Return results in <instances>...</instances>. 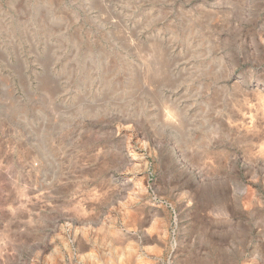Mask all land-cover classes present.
Here are the masks:
<instances>
[{"label": "rangeland", "instance_id": "obj_1", "mask_svg": "<svg viewBox=\"0 0 264 264\" xmlns=\"http://www.w3.org/2000/svg\"><path fill=\"white\" fill-rule=\"evenodd\" d=\"M83 210L115 261L264 264V0H0V264Z\"/></svg>", "mask_w": 264, "mask_h": 264}, {"label": "bare ground", "instance_id": "obj_2", "mask_svg": "<svg viewBox=\"0 0 264 264\" xmlns=\"http://www.w3.org/2000/svg\"><path fill=\"white\" fill-rule=\"evenodd\" d=\"M178 150H179V148H178ZM181 151V150H180ZM178 152V151H177ZM130 155L131 154H129L128 153V157H130ZM135 156V155H134ZM134 156H132V157H134ZM184 156V155H183ZM182 156V157H183ZM180 157V156H179ZM131 159V158H130ZM134 161V160H133ZM131 162V161H130ZM118 169V168H117ZM126 169V168H125ZM121 170V169H120ZM123 170V169H122ZM119 172V171H118ZM121 172V171H120ZM125 178H126V176H124ZM124 178V179H125ZM128 178H129V176H128ZM111 179V178H110ZM102 180V179H101ZM129 180H130V178H129ZM105 181H106V178H105ZM111 182V181H110ZM123 182V181H122ZM109 183V182H108ZM132 183H133V181H132ZM102 184V183H101ZM104 184V183H103ZM106 185H107V182L105 183ZM112 184V183H111ZM114 184H116V183H114ZM113 184V185H114ZM123 184H125V183H123ZM123 184H121V185H123ZM130 184V183H129ZM107 187V186H106ZM120 187V186H119ZM123 187V186H122ZM125 187V186H124ZM118 188V187H117ZM130 189V188H129ZM99 190V189H98ZM111 190V189H110ZM109 190V191H110ZM119 190V189H118ZM108 191V192H109ZM115 191V190H114ZM104 192V191H103ZM117 192H119V191H117ZM121 192H122V190H121ZM112 193H114V192H112ZM128 193V192H127ZM126 193V194H127ZM131 193V192H130ZM37 194V193H36ZM40 194V193H39ZM46 194V193H45ZM117 194V193H116ZM122 194V193H121ZM123 194H125V193H123ZM129 194V193H128ZM127 194V195H128ZM136 194V193H135ZM135 194L133 195V196H135ZM22 195V194H21ZM24 195V194H23ZM38 195V194H37ZM41 195V194H40ZM94 195V194H93ZM100 195V194H99ZM98 195V196H99ZM112 196H113V194H111ZM111 195H110V197H111ZM115 195V194H114ZM127 195H123V196H127ZM130 195V194H129ZM139 195V194H138ZM33 196V195H32ZM35 196V195H34ZM108 196H109V194H108ZM131 196V195H130ZM140 196V195H139ZM26 197V196H25ZM29 197V196H28ZM27 197V198H28ZM48 197V196H47ZM52 197V196H51ZM53 197H54V195H53ZM56 197V196H55ZM94 197H97V195L96 196H94ZM119 196L117 195V198H118ZM129 197V196H128ZM144 197V196H143ZM22 198V197H21ZM20 198V201L22 200V203H20V204H23V199H21ZM26 198V199H27ZM44 198V197H43ZM46 198V197H45ZM124 198V197H123ZM132 198H134V197H132ZM139 198V197H138ZM32 199V198H31ZM89 199V198H88ZM99 199V198H98ZM130 199H131V197H130ZM140 199V198H139ZM38 201H41V200H39V198L37 199ZM35 201L34 199L32 200V201H29V199H28V201L30 202L29 204H27L28 202H26L25 204H24V208H25V210L27 211H31V210H33V209H35V208H37V206H38V203H40V202H38V201ZM50 200V199H49ZM112 200H113V198H112ZM120 200V199H119ZM125 200L126 201H128V202H130L131 203V201H129V200H127L126 199V197H125ZM134 200V199H133ZM145 200H147V199H145ZM27 201V200H26ZM80 201V200H79ZM122 201H124V200H122ZM125 201V202H126ZM38 202V203H37ZM51 202V201H50ZM55 202V201H54ZM86 202V201H85ZM99 202V201H98ZM97 202V203H98ZM46 203V202H45ZM49 202H47L46 204H48ZM59 203V202H58ZM57 203V204H58ZM19 204V205H20ZM41 204V203H40ZM42 204H43V202H42ZM45 204V205H46ZM100 204V203H99ZM106 204V203H105ZM111 204V203H110ZM120 204V202L117 204V205H119ZM122 204V203H121ZM120 204V205H121ZM125 204V203H124ZM127 204V203H126ZM125 204V205H126ZM133 204V203H132ZM140 204V203H139ZM142 204V203H141ZM44 205V204H43ZM44 205V206H45ZM49 205V204H48ZM80 205H83V204H80ZM86 205H88V204H86ZM95 205V204H94ZM112 205V204H111ZM111 205H109V207H108V205L106 204V207L105 208H107L108 207V210L109 211H111L109 208L111 207ZM114 205V204H113ZM127 205H129V204H127ZM47 206V205H46ZM76 206H79L78 204L76 205ZM99 206V205H98ZM115 207H116V205H114ZM123 206V205H122ZM135 206V205H134ZM143 206V205H142ZM142 206H141V208H142ZM21 207V206H20ZM19 207V208H20ZM79 207H81V206H79ZM95 207V206H94ZM100 207V206H99ZM114 207V208H115ZM120 207V206H119ZM125 207V206H124ZM130 207V206H129ZM155 207V206H154ZM42 208V207H41ZM45 208V207H44ZM58 208H59V205H58ZM96 208H98V207H96ZM101 208V207H100ZM122 208V207H121ZM132 208V207H131ZM147 208V207H146ZM71 209V208H70ZM74 209H75V207H74ZM79 209V208H78ZM103 209V208H102ZM111 209H112V207H111ZM116 209H118V208H116ZM126 209H129V208H126ZM125 209V210H126ZM139 209H140V207H139ZM23 210V209H22ZM41 210V209H40ZM52 210V209H51ZM80 210V209H79ZM82 210V209H81ZM105 210V209H104ZM107 210V209H106ZM121 209H119V211H120ZM123 210V209H122ZM134 210H136V208L134 209ZM158 210V209H157ZM27 211V213H28V215L30 214L29 212ZM114 211H116L115 209H114ZM128 211V210H127ZM129 211H130V209H129ZM131 211L133 212V210L131 209ZM130 211V213H132ZM56 212V211H55ZM63 212V211H62ZM70 211H68V213H69ZM78 212H80V211H77V212H73V214H68V213H66V211L64 212V216L62 217V218H64V219H67L68 220V222L66 223V230H65V228L63 229V230H65V234H66V237H67V239H69V241L71 242V243H68V245H64V253H62L61 251H59V250H57L56 249V245H57V243H59L60 241L62 242V244H66L65 242H63L62 240H60V239H58L57 241H54V238L52 239L51 237V240L48 242V246H49V248L51 249V252H49V254H48V256H45L44 258H42L43 259V264H131V261H128V259L126 260V259H121V258H118L119 256H120V253L118 254V248L115 246V244H116V242H117V240L119 239V236H120V234H129V230H130V226L129 227H123V232L124 233H121L122 232V230L121 231H119V228H118V230H117V228L115 229V225H111V223H110V215L107 217V219L108 220H106V221H103L101 218H100V216H101V214H103V212H100V215L97 217V218H93V220L95 221L94 222V224H92V226L90 225V228L88 227V225L90 224H85L84 223V221H80L81 220V218H82V216H84V210L82 211V213L80 212V213H78ZM123 212V211H122ZM27 213H26V215H27ZM37 214V212H34V214ZM39 213V212H38ZM59 213V212H58ZM111 213V212H110ZM109 213V214H110ZM116 213V212H115ZM119 213H121V212H119ZM126 213V212H125ZM128 213V212H127ZM22 214H23V216H26L25 215V212L24 211H22ZM32 214V213H31ZM99 214V213H98ZM112 214V213H111ZM122 214V213H121ZM135 214V213H134ZM91 215V214H90ZM108 215V214H107ZM123 215H124V213H123ZM128 216H130L129 215V213L127 214ZM126 215V216H127ZM23 216H22V218H23ZM119 216V215H118ZM134 216V215H133ZM27 217H29V216H27ZM81 217V218H80ZM92 217V216H91ZM112 217V216H111ZM113 217H114V214H113ZM21 217H20V219H22ZM26 218V217H25ZM24 218V219H25ZM39 218V217H38ZM59 218V217H58ZM85 218V217H84ZM103 218H105L104 216H103ZM121 218H124L123 216L121 217ZM130 218H132V217H130ZM24 219H22V220H24ZM28 220L30 219V218H27ZM27 219H25V220H27ZM92 219V218H91ZM106 219V218H105ZM113 219V218H112ZM136 219V218H135ZM134 219V220H135ZM30 220H32V219H30ZM51 220V219H50ZM57 220V219H56ZM87 220V219H86ZM86 220H85V222H86ZM93 220H92V222H93ZM127 220V219H126ZM134 220H132V221H134ZM38 221V220H37ZM55 221V220H54ZM58 221H60V220H58ZM91 221V220H90ZM122 221L124 222L125 220L124 219H122ZM136 221V220H135ZM27 222V221H26ZM29 223H30V221H28ZM57 222V221H56ZM65 222V221H64ZM116 222V221H115ZM114 222V223H115ZM123 222H121V223H123ZM23 223V222H22ZM34 223V222H33ZM82 223V224H81ZM127 223V222H126ZM126 223H124V224H126ZM129 223V222H128ZM127 223V224H128ZM132 223V222H131ZM141 223H143V222H141ZM39 224H40V222H39ZM65 224V223H64ZM31 225V224H30ZM38 225V224H37ZM55 225V224H54ZM59 225H60V223H59ZM58 225V226H59ZM85 225V226H84ZM87 225V226H86ZM133 225V224H132ZM35 225H33V227H34ZM41 226V225H40ZM94 226H96V227H94ZM128 226V225H127ZM59 227H61V226H59ZM93 227H94V230H93ZM45 228V227H44ZM44 228H42V230L44 229ZM48 228H50L49 227V225H48ZM62 228V227H61ZM60 228V229H61ZM88 228L90 229V232H92V235H90V233L89 232H87V230H88ZM143 228V227H142ZM141 228V229H142ZM150 228V227H149ZM148 228V229H149ZM56 229H57V226H56ZM133 229V228H132ZM147 229V231H145V229H144V231H145V233H148V235H149V233H150V231H151V229H150V231ZM54 230V229H53ZM52 230V231H53ZM137 231V230H136ZM138 231H139V228H138ZM149 231V232H148ZM45 232V231H44ZM43 232V233H44ZM58 233H59V231H58ZM63 234L62 235H64V232H62ZM132 233V232H131ZM133 233H135V232H133ZM132 233V234H133ZM138 233H140V231L138 232ZM49 234H50V232H49ZM143 234V233H142ZM44 235V234H43ZM47 236V235H46ZM54 236V235H53ZM52 236V237H53ZM124 236V235H123ZM127 236V235H126ZM134 236V235H133ZM133 236H131V237H133ZM140 236V235H139ZM150 236V235H149ZM59 238H61V236H58ZM138 237V236H137ZM144 237H146V235L144 236ZM42 238V237H41ZM57 238V237H56ZM63 238V237H62ZM103 238H106L107 239V241L103 244V246L102 247H99L98 245H100L102 242H104L103 241ZM124 238V237H123ZM127 238H128V236H127ZM126 238V239H127ZM147 238V237H146ZM161 238H162V235H161ZM43 239V238H42ZM64 239H65V237H64ZM138 239H140V238H138ZM150 239H151V237H150ZM154 239V238H153ZM40 240V239H39ZM157 240V239H156ZM66 241V240H65ZM127 241V240H126ZM138 241V240H137ZM142 241H144V240H142ZM37 242H39V241H37ZM153 242V241H152ZM130 243V242H129ZM149 243V242H148ZM151 243V242H150ZM39 244V243H38ZM118 244H119V242H118ZM127 244V243H126ZM135 244H136V242H135ZM138 244V243H137ZM144 244V243H143ZM41 245V244H40ZM43 245V244H42ZM45 245V244H44ZM130 245V244H129ZM141 245V244H140ZM145 245V244H144ZM154 245V244H153ZM47 246V245H46ZM61 246V245H60ZM118 246V245H117ZM119 246H120V244H119ZM124 246H126V245H124ZM124 246H122V249L124 248ZM135 246V245H134ZM138 246V245H137ZM136 246V247H137ZM44 247V246H43ZM143 247V246H142ZM154 247H155V245H154ZM41 248H42V246H41ZM47 248V247H46ZM60 248V247H59ZM120 248V247H119ZM136 249H138V248H136ZM151 249V248H150ZM150 249H149V251H150ZM47 250H49V249H47ZM44 251V250H43ZM123 251H125V250H123ZM122 250H121V253L123 252ZM126 251H129V248H128V250H126ZM139 251V250H138ZM135 252L134 253V257H135V259L136 260H139L138 258L140 257V254H139V252ZM148 251V252H149ZM152 251H155V250H152ZM151 251V252H152ZM156 252H158V251H156ZM155 252V253H156ZM43 253V252H42ZM124 253V252H123ZM142 253V252H141ZM150 253V252H149ZM154 253V252H153ZM115 255L116 256H118L116 259V261H115ZM132 255V254H131ZM152 255V254H151ZM133 256V255H132ZM128 257V256H127ZM145 257H147V256H145ZM144 257V258H145ZM39 258H40V256H39ZM38 258V259H39ZM142 258V257H141ZM143 258V259H144ZM149 258V257H148ZM154 258V257H153ZM159 258H161V257H159ZM134 259V260H135ZM155 259V258H154ZM146 260V259H145ZM155 260H157V259H155ZM160 260V259H159ZM141 261H142V259H141ZM140 261V262H141ZM147 261V260H146ZM239 261V260H238ZM40 262V261H39ZM139 261H137L136 263L137 264H139L140 263ZM144 262V261H143ZM150 262H151V260H150ZM135 263V264H136ZM161 263V262H160ZM39 264V263H38ZM134 264V263H133ZM146 264V263H145ZM149 264H151V263H149ZM240 264V263H239Z\"/></svg>", "mask_w": 264, "mask_h": 264}]
</instances>
